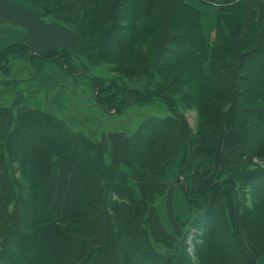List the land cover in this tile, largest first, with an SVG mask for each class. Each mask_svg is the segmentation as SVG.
<instances>
[{"label": "trees", "instance_id": "1", "mask_svg": "<svg viewBox=\"0 0 264 264\" xmlns=\"http://www.w3.org/2000/svg\"><path fill=\"white\" fill-rule=\"evenodd\" d=\"M26 1L44 18L74 29L78 45L35 53L28 43L12 42L0 50V69L21 56L38 68L56 62L69 77L89 80L95 104L106 113L157 101L167 113L147 118L107 152L102 140L54 112L28 107L12 125L10 107H0V264H258L252 247L264 254V14L246 25L238 2L220 5L229 12L219 16L216 38L222 45L214 47L207 75L200 10L186 0ZM82 61L115 63L117 74L91 75ZM167 71L175 75L165 80L161 75ZM54 77L46 71L40 79ZM186 87L198 114L196 129L180 96ZM229 129L238 131V141L225 142L219 169L206 140ZM10 132L13 147L6 164ZM182 147L176 185L190 204V216L180 224L191 230L174 249L161 251L151 240L154 211L147 204L161 191L163 196L164 169ZM59 159L83 175L75 212L49 197ZM17 160L29 177L28 189L17 176ZM219 173L222 177L203 185ZM130 177L137 179L141 199ZM104 215V241L89 250ZM51 224L65 231L57 255L51 240L40 238Z\"/></svg>", "mask_w": 264, "mask_h": 264}, {"label": "rangeland", "instance_id": "2", "mask_svg": "<svg viewBox=\"0 0 264 264\" xmlns=\"http://www.w3.org/2000/svg\"><path fill=\"white\" fill-rule=\"evenodd\" d=\"M123 27H126V25ZM72 31L75 32L74 29H72ZM76 47L70 48L75 49ZM32 49L35 53H38L35 47L32 46ZM169 57H171V55ZM119 59L120 57L118 60ZM11 63L10 68L7 70L0 69V107H4L5 104L10 107V116L12 117L10 123L12 125L16 123L18 117L28 107L45 109L63 117L72 128H77L78 130L90 134L95 139L102 140L106 146L107 152H110L115 141H121L128 138L135 130H137L144 120L152 116H160L167 113L166 106L157 101L156 103L132 105L120 114H109L95 104L92 96L94 89L91 88L89 80L85 78L76 80L69 77L56 62H46L43 66L38 68L35 62L21 56L16 62L12 61ZM81 64L83 69L91 75L111 76L117 74L116 70H118L117 64L108 63V61L102 63H89L82 61ZM46 71L55 74L53 80L44 81L43 79H40V76L45 74ZM205 71L207 73L209 71L207 66L205 67ZM167 72L168 73L161 75L165 80L172 78H169V75H175V73L174 75L172 74V71ZM185 90L187 93H185ZM185 90V92L180 95L186 101V107L184 108L183 106V108L189 124L196 129L198 122L196 106L195 103L190 100L191 94L189 88L186 87ZM12 145L13 139L12 133L10 132L7 153L4 159V163L6 164L10 161L9 154L13 147ZM207 148L209 149L208 146ZM217 155L218 158H220V154L217 153ZM108 156L107 159L111 162L110 155L108 154ZM184 156L185 148L182 147L179 153L170 159L167 167L164 169L162 177V181L164 182L163 185L165 187L163 196L161 191L158 196L153 198V202L147 204V206L154 211L151 222V240L161 251L174 249L177 243L191 230L190 226L188 227L187 225L180 224L181 220L178 218L176 209L171 205L173 199L177 197L179 192H181L189 206L188 216H190V204L185 197L182 188H178L176 185L180 173L176 176L174 175V171L179 164L181 169ZM17 161L18 163L16 162L15 166L17 167V176L20 182L24 184L25 188L28 189L26 180H29V177L24 169V165L21 166L20 161ZM60 161H62V163L64 162L59 159L54 167L57 166ZM253 161H259V159L255 156L253 157ZM122 168L127 174L130 176L132 175L130 167L122 166ZM217 168H224L223 159L221 164H218L217 162ZM222 175L223 173H219L218 175L211 174L203 185L210 184L216 177H222ZM65 182V186L68 187V177H66ZM59 184H61V180L59 181ZM129 184L134 188L136 197L141 199L142 191L137 179L135 177H130ZM57 192L58 190L51 194L49 191L50 199L57 201ZM150 200L152 201V199ZM228 205L230 211L233 212L231 201ZM103 220L107 221L105 215ZM189 237V248L191 253H193L195 246L191 243L193 233H190ZM252 253L258 264H264L263 253L253 247Z\"/></svg>", "mask_w": 264, "mask_h": 264}, {"label": "crops", "instance_id": "3", "mask_svg": "<svg viewBox=\"0 0 264 264\" xmlns=\"http://www.w3.org/2000/svg\"><path fill=\"white\" fill-rule=\"evenodd\" d=\"M189 4L200 10V23L206 38L209 61L204 64V70L207 66L210 73V59L212 57L215 46L222 45V41L216 38L219 16L221 13L226 14L228 10L220 9V5L233 2L239 3L240 16L246 25H249L253 18L258 19L261 13L264 14V0H215L209 3L206 0H186ZM264 24V20H263ZM226 33L228 29L225 28ZM78 35L68 26L55 21L49 20L42 16V10L26 0H0V50L12 42H25L31 47H35L38 53L46 52L51 48L58 47H76L78 45ZM71 49V48H70ZM36 51V52H37ZM238 141V131L229 129L226 134L209 135L206 140V146L210 150L220 154L218 164L222 162V149L226 143L230 145L236 144ZM180 166V164H179ZM174 171V175L180 173V167ZM50 179L49 191L57 192V204L62 206L69 212L77 210L76 192L82 181V173L78 169H69L65 162H58L54 167ZM68 177V187L64 183ZM61 180V184L59 181ZM59 188V189H58ZM186 197V196H185ZM171 205L176 209L178 218L181 222L188 219L189 206L181 192L173 199ZM100 220V231L97 237L89 240L88 249L92 250L100 246L105 238L106 220ZM56 230L57 235L52 234ZM65 231L59 224H51L42 229L40 238H49L52 243L53 254L57 255L63 240Z\"/></svg>", "mask_w": 264, "mask_h": 264}, {"label": "bare ground", "instance_id": "4", "mask_svg": "<svg viewBox=\"0 0 264 264\" xmlns=\"http://www.w3.org/2000/svg\"><path fill=\"white\" fill-rule=\"evenodd\" d=\"M52 234H55V235H57V231H56V230H54V231L52 232Z\"/></svg>", "mask_w": 264, "mask_h": 264}]
</instances>
